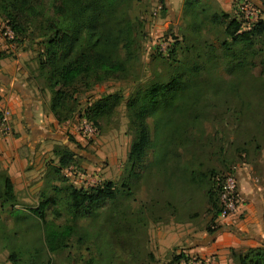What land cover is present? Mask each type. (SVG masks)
<instances>
[{"label":"rangeland","instance_id":"rangeland-1","mask_svg":"<svg viewBox=\"0 0 264 264\" xmlns=\"http://www.w3.org/2000/svg\"><path fill=\"white\" fill-rule=\"evenodd\" d=\"M225 1L226 7L218 0H194L191 9H188L182 0H128L125 7L126 25H130L136 32L133 58L119 76L110 77L90 87L76 84L70 99L74 110L59 123L48 110L49 93L37 73V57L41 50V37L38 34L41 31L32 27L31 35L20 40L18 36L12 37V32L3 34L8 26L0 19V36L11 49L4 54L13 57L19 53L25 70L31 123L43 132L66 137L63 142L48 139L42 142L40 137L33 136L34 144L37 142L34 151L43 152L47 156L39 159V163L34 166L26 165L28 171L35 166L37 168L31 171L32 175L25 188L16 187L13 210L8 212L7 206L0 208V264H11L6 261L11 249L19 254L20 264H28L26 252L31 250L29 244L33 241L38 222L25 209L36 207L46 197L59 198L60 193L53 186L88 188L104 181H111L118 191L122 188L121 182L129 181L131 193L126 195L120 190L116 192V199L107 201L95 211L94 216L76 219L68 246L55 253L43 249L39 255L42 261L48 257L50 264H237L230 250L241 253L248 247L260 245H248L247 240L227 245L226 242L222 243L221 236L235 223L228 219L229 216L213 218V209L199 190L194 187V191H188L178 178L184 174L182 169L191 158L194 161L190 163L191 168L204 174L213 170L214 176H220L227 168H236L237 171L243 168L247 174L250 168L253 174H264V138H260L258 152L250 151L247 156L241 154L239 157L234 149L246 137L245 132L237 127L248 130V72L237 74L236 81L240 80L241 83L238 94H234L232 88L220 91L227 98L225 105L214 100V104L206 106L207 113L200 130L204 137L210 138L211 145L207 152L192 149L191 146L179 148L171 144L162 167H154L151 162L159 153L164 136L154 129L152 117H147L145 120L150 132V146L134 169V175L128 174L127 170L126 155L133 137L125 106L127 98L152 82L165 81L192 63L200 66L197 77L202 82L211 81L224 88L227 81L236 79L226 69L240 44L230 43L229 50L224 49L222 41H228L223 32L224 27L229 18H238V6L245 1L253 11L239 30H248L258 19L264 21V0ZM222 13L227 14L228 18H222ZM212 15H215L214 18ZM251 40L250 52L254 51L255 54H248L247 49L243 54L247 60L264 53V36L252 37ZM254 70L256 72L257 68ZM107 94L119 96L113 108L107 114L97 117L95 124L85 119L83 115L89 104ZM237 100L242 103L238 105ZM261 111L264 114V108ZM20 123L30 143L31 130L24 115ZM221 144L224 151L219 155L216 147ZM65 149L75 155L81 153L85 159L74 155L73 161L57 172V180L49 172L53 167L56 168L57 155ZM45 164L49 165L44 168ZM166 177L171 178L170 185L165 183ZM167 202L168 206L165 205ZM142 203H146L147 208L143 209L142 218L136 222L135 213ZM58 209V203H48L43 208L45 218L62 223L67 214L60 210V215H55ZM107 209L116 214L124 211L134 223L132 233L123 232L119 236L128 245L117 244L115 238L108 234L104 227ZM238 219L242 221L244 214ZM12 232H15L14 235ZM194 243H203L210 250L186 253V249L197 245ZM179 254L185 257L175 259Z\"/></svg>","mask_w":264,"mask_h":264},{"label":"trees","instance_id":"trees-1","mask_svg":"<svg viewBox=\"0 0 264 264\" xmlns=\"http://www.w3.org/2000/svg\"><path fill=\"white\" fill-rule=\"evenodd\" d=\"M183 1V4L191 9L194 0ZM127 5L128 0H0V19L5 21L12 37L18 36L22 40L23 37L31 35L32 27L41 31L38 34L41 37V50L37 57V73L49 93L48 110L58 123L68 118L74 110L70 99L76 84L90 87L110 77L119 76L124 73L127 63L133 58L136 32L130 25H126ZM162 7L164 9V6ZM237 11L238 18H229L223 30L228 41H222L226 50H229L230 43L240 44L226 69L231 77L235 76L234 81H227L224 88L211 81L202 82L197 77L200 66L192 63L165 81H155L143 90H137L125 101L133 131L126 155L127 170L131 176L150 146V132L145 120L147 117H152L154 129L164 136L159 153L151 162L154 167H162L171 144L179 148L191 146L192 149L207 152L211 145L210 138L204 137L200 130L207 113L206 106L214 104V100L226 104L225 93L223 96L220 94L222 89L227 91L232 88L234 94H238L241 83L240 80L236 81L237 74L246 72L248 130L237 127L245 132L246 137L241 143H237L234 149L239 157L241 154L247 156L250 151L258 152L260 149V138H264V114L261 111L264 108V53L248 60L243 54L247 49L248 54H255L254 51L250 52L251 39L264 36V21L258 19L251 28L240 31L239 27L246 19L242 17L239 9ZM214 16L212 15V18ZM221 17L228 18L225 13H222ZM118 100L117 94L104 95L89 104L83 117L95 124L96 118L107 114ZM241 103V100H237L238 105ZM223 151L222 144L216 147L217 154L222 155ZM74 155L68 149L61 151L57 155L56 168L53 167L49 172L50 176L59 180L57 172L73 161ZM191 159L182 169L184 174L178 177L182 180L181 185L188 191H194L196 187L207 204H210L211 210L213 209V218H217V190L224 174L232 171V168H227L228 170L220 176H214L213 170L204 174L191 168L190 163L194 162L193 158ZM165 183L170 185L171 178L166 177ZM120 186L123 194L130 195L129 181L121 182ZM53 189L60 193L59 198L46 197L36 207L25 209L29 216L38 222L33 241L29 244L31 250L26 252L28 264H50V258L45 257L44 261L40 259V252L44 249L45 252L55 253L66 248L74 232L76 219L94 216L95 211L107 201H114L116 192L120 191L111 181L88 188L65 185L62 188L53 186ZM48 203H58L60 210L67 214L62 223L45 218L43 208ZM15 204L11 181L4 169L0 168V208L7 206L8 212H11ZM165 205L168 206L169 202ZM144 208H147L146 203L139 205L138 214L135 213L136 222L142 218ZM60 210H55V215H60ZM104 227L119 245L124 243L119 236L123 232L132 233L135 228L124 211L116 214L112 213L111 209L106 211ZM230 254L237 264H264V243L248 247L241 253L230 250ZM183 255L179 254L175 259L185 257ZM148 256L150 257V254ZM19 259V254L13 249L8 252L7 261L11 264H20Z\"/></svg>","mask_w":264,"mask_h":264},{"label":"crops","instance_id":"crops-1","mask_svg":"<svg viewBox=\"0 0 264 264\" xmlns=\"http://www.w3.org/2000/svg\"><path fill=\"white\" fill-rule=\"evenodd\" d=\"M218 2L223 6L226 5L225 0H218ZM1 51L3 53H0V109L7 108L9 110L12 131L9 135L0 134V164L10 179L14 192L16 187L21 189L28 185L29 176L32 175L30 174L31 171L37 168L35 166L34 169L28 171L26 165L32 164L34 166L39 163V159L47 156L43 152L34 151L37 142L34 144L33 136L37 135L42 142L44 139L63 142L66 137L43 132L31 123L29 109L31 103L25 86L27 78L20 54L17 53L13 57L4 54L11 51V49L0 36ZM21 107H23V110ZM22 115H24L31 130L30 143L27 142L20 123ZM76 156L85 159V156H82L81 153L76 154ZM48 163H50L49 160ZM48 165L45 164L44 168ZM237 172V191L240 205L238 210L229 215L230 218H228L235 223V228L228 227L220 239H222V243L226 242V245L235 243L238 240L248 241V245L264 243V174H253L250 168H248V174L243 168H239ZM242 214H244V219L241 221L238 218ZM232 234L235 235L231 239ZM194 244L197 245L186 249V253L192 251L202 253L210 250L203 243Z\"/></svg>","mask_w":264,"mask_h":264},{"label":"built area","instance_id":"built-area-1","mask_svg":"<svg viewBox=\"0 0 264 264\" xmlns=\"http://www.w3.org/2000/svg\"><path fill=\"white\" fill-rule=\"evenodd\" d=\"M239 11L243 14V18L249 19L253 9L248 6V3L242 2L238 6ZM256 14V13H255ZM254 17V16H253ZM11 31L6 28L3 34H9ZM10 112L7 108L0 109V134L9 135L11 133ZM89 131H92L89 129ZM237 169L232 168V171L224 174L219 189L217 190V204L219 213L217 218H225L235 213L240 205V198L237 191Z\"/></svg>","mask_w":264,"mask_h":264}]
</instances>
